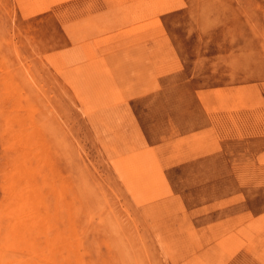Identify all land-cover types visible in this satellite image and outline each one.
Instances as JSON below:
<instances>
[{
	"label": "rangeland",
	"instance_id": "rangeland-1",
	"mask_svg": "<svg viewBox=\"0 0 264 264\" xmlns=\"http://www.w3.org/2000/svg\"><path fill=\"white\" fill-rule=\"evenodd\" d=\"M58 1L0 0V264L264 263V0ZM186 107L214 128L152 146Z\"/></svg>",
	"mask_w": 264,
	"mask_h": 264
},
{
	"label": "crops",
	"instance_id": "crops-1",
	"mask_svg": "<svg viewBox=\"0 0 264 264\" xmlns=\"http://www.w3.org/2000/svg\"><path fill=\"white\" fill-rule=\"evenodd\" d=\"M60 5H72V6H92L97 7L98 9L87 12L89 14H98L105 11L107 8L114 6L113 3L107 0H66L63 3L57 4ZM85 16V14H82ZM168 77V75H162L158 80L163 83V81ZM211 90V88H197V87H185L181 93L189 100L197 101L198 93ZM168 89L164 88L161 93L164 95L168 93ZM152 118L155 120L151 127H153V133L149 134L147 137L148 140L152 141V146L156 147L159 144H163L167 140L172 139V135L178 134L181 137H192L197 134H207L214 128V123L212 121V116L210 114H202V112H196L194 110H189L188 107L178 114H151ZM141 123V122H140ZM144 121L141 123L143 129H146ZM141 127V128H142ZM204 127V128H202ZM206 127V128H205ZM152 129V128H151ZM159 135H162V138H159ZM164 140V141H163ZM163 141V142H162ZM159 142V144H158ZM220 144V143H219ZM186 148L188 154L182 158L177 164H184L189 161L197 160L201 157L208 156L211 151L203 150L202 148ZM194 152V153H193ZM198 155V156H197Z\"/></svg>",
	"mask_w": 264,
	"mask_h": 264
},
{
	"label": "bare ground",
	"instance_id": "bare-ground-1",
	"mask_svg": "<svg viewBox=\"0 0 264 264\" xmlns=\"http://www.w3.org/2000/svg\"><path fill=\"white\" fill-rule=\"evenodd\" d=\"M32 1H34V0H32ZM58 1V0H57ZM63 2V1H65V0H59L58 2ZM122 1V0H121ZM127 1V0H126ZM146 2H147V0H145ZM153 1V0H152ZM151 1V2H152ZM185 2V1H184ZM34 3V2H33ZM38 3V2H37ZM181 3H183V2H181ZM27 4V3H26ZM39 4V3H38ZM186 4V3H185ZM29 5V4H28ZM27 6V5H26ZM30 6V5H29ZM36 6H37V4H36ZM40 6V5H39ZM51 6V5H50ZM187 6V5H186ZM41 7V6H40ZM39 7V8H40ZM44 7V6H43ZM174 7H176L175 5H170V6H167L163 11H167V10H170V9H173ZM24 8H25V6H24ZM36 7H34L33 9H35ZM38 8V9H39ZM42 8V7H41ZM40 8V9H41ZM178 8V7H177ZM28 9H29V7H28ZM31 9H29V11H30ZM37 10V9H36ZM43 10H44V8H43ZM176 10V9H175ZM35 11V10H34ZM140 11V10H139ZM31 12V11H30ZM32 12H33V10H32ZM32 12H31V14L30 15H32ZM35 12H37V11H35ZM40 12V11H39ZM153 14V13H152ZM144 15V14H143ZM159 15V14H158ZM137 16V15H136ZM132 18H133V16H132ZM150 18V17H149ZM152 20V19H151ZM161 20V19H160ZM137 21V20H136ZM139 21V20H138ZM148 22H149V20H147ZM146 22V21H145ZM144 23V22H143ZM133 24V23H132ZM161 24V23H160ZM129 25V24H128ZM141 25V24H140ZM149 25V24H148ZM158 25V24H157ZM132 26V25H131ZM130 26V27H131ZM142 26H143V24H142ZM154 26V25H153ZM151 27V26H150ZM123 29V28H122ZM143 30V29H142ZM165 30V29H164ZM118 31V30H117ZM139 31V30H138ZM166 31V30H165ZM82 33V32H81ZM80 34V33H79ZM106 35V34H105ZM92 38V37H91ZM97 38V37H96ZM94 39V38H93ZM85 40V39H84ZM139 40V39H138ZM145 40V39H144ZM154 41V40H153ZM144 42V41H143ZM147 43V42H146ZM74 44V43H73ZM133 44V43H132ZM142 45V44H141ZM133 46V45H132ZM66 47V46H65ZM127 48V47H126ZM139 48V47H138ZM141 48V47H140ZM132 49V48H131ZM137 49V48H136ZM128 50V49H127ZM47 53V52H46ZM112 53V52H111ZM43 55V54H42ZM104 55H106V54H104ZM116 56V55H115ZM126 58V57H125ZM132 58V57H131ZM142 60V59H141ZM159 60V59H158ZM173 60V59H172ZM146 61V60H145ZM130 62V61H129ZM137 62V61H136ZM125 63V62H124ZM150 65V64H149ZM140 66V65H139ZM153 66V65H152ZM110 67V66H109ZM135 67H137V66H135ZM149 68V67H148ZM139 71V70H138ZM155 71V70H154ZM57 73V72H56ZM147 73H149V72H147ZM131 74V73H130ZM137 75V74H136ZM121 76V75H120ZM123 76V75H122ZM115 78V77H114ZM119 78V77H118ZM150 78V77H149ZM62 79V78H61ZM117 81H118V79H117ZM263 82V81H262ZM66 83V82H65ZM134 83V82H133ZM145 84V83H144ZM241 84V83H240ZM249 84V83H248ZM157 85V84H156ZM253 85H255V84H253ZM258 85V84H257ZM119 86V85H118ZM236 86V85H235ZM240 86V85H239ZM208 87V86H207ZM233 87V86H232ZM245 87V86H244ZM248 87V86H247ZM250 87V86H249ZM256 87V86H255ZM206 88V87H205ZM236 88V87H235ZM234 88V89H235ZM243 89V88H242ZM249 89V88H248ZM251 89V88H250ZM142 90V89H141ZM229 90H230V88H229ZM237 90V89H236ZM262 90H264V89H262ZM73 91V90H72ZM133 91V90H132ZM154 91V90H153ZM238 91V90H237ZM255 91V90H254ZM260 91V90H259ZM138 92V91H137ZM235 92V91H234ZM242 92V91H241ZM248 92V91H247ZM253 92V91H252ZM232 93V92H231ZM238 93V92H237ZM246 93V92H245ZM255 93H257V92H255ZM238 94H240V93H238ZM243 94V93H242ZM254 94V93H253ZM241 95V94H240ZM244 95V94H243ZM232 96H233V94H232ZM237 96V95H236ZM245 96V95H244ZM76 97V96H75ZM130 97V96H129ZM251 97V96H250ZM262 97V96H261ZM233 98H234V96H233ZM238 98V97H237ZM239 99V98H238ZM248 99H250V98H248ZM254 99V98H253ZM240 100V99H239ZM246 101V100H245ZM240 102V101H239ZM258 102V101H257ZM130 103V102H129ZM243 103H246V102H243ZM242 104V103H241ZM254 104V103H253ZM258 105H260V106H262L261 104H258ZM257 106V105H256ZM239 107V106H238ZM242 107V106H241ZM245 107V106H244ZM258 107V106H257ZM247 108V107H246ZM254 108V107H253ZM205 111V110H204ZM235 111V110H234ZM219 112V111H218ZM211 113V112H210ZM85 115V114H84ZM33 116V115H32ZM136 116V115H135ZM29 117V116H28ZM31 117V116H30ZM234 117V116H233ZM34 118V117H33ZM138 120V119H137ZM232 124V123H231ZM231 126H233V125H231ZM202 128H204V127H202ZM206 128V127H205ZM234 129V128H233ZM240 130V129H239ZM21 132V131H20ZM11 134V133H10ZM9 134V135H10ZM236 134V133H235ZM94 135V134H93ZM237 136V135H236ZM174 139H176V138H174ZM219 139V138H218ZM34 140V139H33ZM178 140H180V139H178ZM164 141V140H163ZM162 141V142H163ZM172 141V140H171ZM177 141V140H176ZM183 141V140H182ZM207 142V141H206ZM187 143V142H186ZM219 143V142H218ZM158 144H159V142H158ZM164 144H165V142H164ZM169 144V143H168ZM181 144H183V143H181ZM180 144V145H181ZM192 144V143H191ZM199 144V143H198ZM183 145H185V144H183ZM160 146V144L158 145V147ZM162 146H163V144H162ZM165 146V145H164ZM170 146V145H169ZM152 147V146H151ZM157 147V146H156ZM180 148V147H179ZM158 149V148H157ZM159 149H161V148H159ZM158 149V150H159ZM156 150V149H155ZM157 150V151H158ZM175 150V149H174ZM155 152V151H154ZM159 152V151H158ZM165 152V151H164ZM168 152V151H167ZM161 153V152H160ZM194 153V152H193ZM128 154V153H127ZM124 156V155H123ZM156 156V155H155ZM198 156V155H197ZM147 157V156H146ZM158 157H159V155H158ZM161 157H163V156H161ZM124 158V157H123ZM173 158V157H172ZM177 159V158H176ZM108 160V159H107ZM110 160V159H109ZM154 160V159H153ZM183 160V159H182ZM118 161V160H117ZM155 162H157V161H155ZM163 162V161H162ZM174 162H176V161H174ZM156 164V163H155ZM159 164V163H158ZM157 165V164H156ZM157 168H160V167H157ZM159 170H161L162 171V169H159ZM162 173H163V171H162ZM147 175V174H146ZM162 175V174H161ZM138 176V175H137ZM145 176V175H144ZM160 176V175H159ZM131 177V176H130ZM143 177V176H142ZM163 177V176H162ZM131 179V178H130ZM143 179H144V177H143ZM157 180V179H156ZM157 183H158V181H157ZM135 184H136V182H135ZM143 184V183H142ZM159 184V183H158ZM157 184V185H158ZM165 184V183H164ZM169 184V183H168ZM137 185V184H136ZM145 185V184H144ZM161 185V184H160ZM163 185V184H162ZM166 185V184H165ZM164 185V186H165ZM147 186H148V184H147ZM167 186V185H166ZM137 187H138V185H137ZM142 187V186H141ZM146 187V186H145ZM151 187V186H150ZM159 187V186H158ZM169 187V186H168ZM139 188V187H138ZM148 188V187H147ZM162 188V187H161ZM160 189V188H159ZM169 189V188H168ZM142 190H143V188H142ZM145 190H146V188H145ZM132 191V190H131ZM134 192H135V190H134ZM145 192V191H144ZM146 192H147V190H146ZM149 192V191H148ZM143 193V192H142ZM177 193V192H176ZM141 194V193H140ZM143 194H145V193H143ZM169 194V193H168ZM178 194V193H177ZM148 195V194H147ZM152 195V194H151ZM167 195V194H166ZM145 196V195H144ZM173 196H175L174 194H173ZM180 197H181V195H179ZM242 196V195H241ZM169 197V196H168ZM243 197V196H242ZM147 198V197H146ZM151 198V197H150ZM173 198V197H172ZM178 198V197H177ZM182 198V197H181ZM162 199V198H161ZM174 199V198H173ZM180 199V198H179ZM240 199V198H239ZM163 200V199H162ZM171 200V199H170ZM148 201H150V200H148ZM160 201V200H159ZM165 201V200H164ZM173 201V200H172ZM175 201V200H174ZM183 201V200H182ZM217 201V200H216ZM155 202V201H154ZM157 202V201H156ZM171 202V201H170ZM169 202V203H170ZM178 202V201H177ZM168 203V202H167ZM171 204H173V202H171ZM144 205V204H143ZM148 205V204H147ZM147 205H145V206H147ZM170 205V204H169ZM176 205V204H175ZM185 205V204H184ZM152 206V205H151ZM149 207V206H148ZM157 207V206H156ZM178 207H180V206H178ZM200 207V206H199ZM203 207V206H202ZM196 208H198V207H196ZM205 208V207H204ZM140 209V208H139ZM147 209V208H146ZM159 209V208H158ZM160 209H162V208H160ZM160 209H159V211H160ZM167 209V208H166ZM186 209V208H185ZM142 210H143V207H142ZM157 210V209H156ZM169 210V209H168ZM174 210V209H173ZM184 210V209H183ZM192 210V209H191ZM141 211V210H140ZM146 211V210H145ZM144 211V212H145ZM162 211V210H161ZM150 212V211H149ZM157 212V211H156ZM165 212V211H164ZM185 212V211H184ZM183 212V213H184ZM180 213V212H179ZM189 214V213H188ZM149 215V214H148ZM156 215V214H155ZM167 215V214H166ZM172 215V214H171ZM176 215H178V214H176ZM264 215V214H263ZM159 216V215H158ZM157 216V217H158ZM162 216V215H161ZM179 216V215H178ZM184 216V215H183ZM191 216V215H190ZM148 217V216H147ZM170 217H172V216H170ZM180 217V216H179ZM185 217V216H184ZM260 217V216H259ZM169 218V217H168ZM175 218V217H174ZM183 218V217H182ZM263 218V217H262ZM160 219V218H159ZM166 219V218H165ZM172 219V218H171ZM178 219V218H177ZM189 219V218H188ZM158 220V219H157ZM174 220V219H173ZM181 220V219H180ZM149 221V220H148ZM155 221V220H154ZM168 221V223H169V220H167ZM176 220H174V222H175ZM192 221V220H191ZM263 221H264V219H263ZM151 222V221H150ZM153 222V221H152ZM156 222V221H155ZM173 222V221H172ZM248 222H250V221H248ZM248 222L246 223V225L248 224ZM255 222H257V220H255ZM262 222V221H261ZM160 223V222H159ZM167 223V224H168ZM177 223H179V222H177ZM182 223V222H181ZM188 223V222H187ZM186 223V224H187ZM193 223V222H192ZM152 224V223H151ZM158 224V223H157ZM160 224H162V223H160ZM171 224V223H170ZM174 224V223H173ZM185 224V223H184ZM185 224V225H186ZM190 224H191V222H190ZM181 225V224H180ZM184 225V226H185ZM246 225H243L244 227L246 226ZM250 225V224H249ZM262 224H260V226H261ZM154 226V225H153ZM156 226V225H155ZM183 226V227H184ZM194 226V225H193ZM242 226V227H243ZM256 226V225H255ZM258 226V225H257ZM172 227V226H171ZM174 227H175V224H174ZM180 227V226H179ZM182 227V226H181ZM189 227V226H188ZM191 227V226H190ZM240 227V226H239ZM259 227V226H258ZM165 228V227H164ZM178 228V227H177ZM175 229V228H174ZM183 229V228H182ZM236 229V228H235ZM234 229V230H235ZM238 229V228H237ZM244 229V228H243ZM247 229V228H246ZM246 229H245V231H246ZM255 228H253V230H254ZM152 230H154V229H152ZM151 230V231H152ZM158 230V229H157ZM163 230V229H162ZM251 229L249 228V231H250ZM258 230V229H257ZM257 230H256V232H257ZM164 231H165V229H164ZM197 231V230H196ZM237 231V230H236ZM238 231H239V229H238ZM248 231V232H249ZM160 232V231H159ZM167 232V231H166ZM184 232H186V231H184ZM153 233V232H152ZM163 233V232H162ZM176 233V232H175ZM181 233H183V232H181ZM238 233V232H237ZM243 232H241L240 234H242ZM247 233V232H246ZM246 233L244 234V235H246ZM168 234V233H167ZM250 234H252L253 235V233H251L250 232ZM256 234V233H255ZM180 235V234H179ZM186 235H188L189 236V234L187 233ZM201 235V234H200ZM243 235V236H244ZM163 236V235H162ZM185 236V235H184ZM255 236V235H254ZM175 237V236H174ZM235 237V236H234ZM251 237H253V236H251ZM159 238V237H158ZM246 238V237H245ZM142 239V238H141ZM219 239V238H218ZM217 239V240H218ZM191 240V239H190ZM244 240V239H243ZM248 240V239H247ZM169 241V240H168ZM180 241V240H179ZM186 241H188V240H186ZM250 241V240H249ZM170 242V241H169ZM213 243V242H212ZM214 244H215V242H214ZM247 244H250V243H247ZM163 245V244H162ZM167 245V244H166ZM210 245V244H209ZM208 245V246H209ZM2 246H3V244H2ZM5 246V245H4ZM160 246H161V244H160ZM171 246V245H170ZM188 246V245H187ZM262 246H264V244L262 245ZM186 247V246H185ZM218 247V246H217ZM193 248V247H192ZM264 248V247H263ZM262 248V249H263ZM179 249V248H178ZM219 249H220V251H221V248L219 247ZM245 249H247V248H245ZM249 249V248H248ZM252 249V248H251ZM251 249H249V250H251ZM261 249V248H260ZM167 250V249H166ZM176 250V249H175ZM185 250V249H184ZM212 250H216V249H213L212 248ZM224 250V249H223ZM62 251V250H61ZM219 251V250H218ZM247 251V250H246ZM176 252V251H175ZM178 252V251H177ZM213 252V251H212ZM222 252V251H221ZM225 252V251H224ZM251 252V251H250ZM260 252H262V251H260ZM259 252V253H260ZM174 253V252H173ZM218 253V252H217ZM188 254V253H187ZM197 254V253H196ZM253 254V253H252ZM262 254V253H261ZM166 255V254H165ZM169 255V254H168ZM199 255V254H198ZM214 255V254H213ZM255 255H258V254H255ZM263 255V254H262ZM185 256V255H184ZM194 256V255H193ZM219 256V258L221 259V257L220 256H222V257H224L223 255H222V253H221V255L219 254L218 255ZM229 256V255H228ZM170 257V256H169ZM195 257H197L198 258V256H195ZM201 257V256H200ZM214 257H215V255H214ZM230 257V256H229ZM190 258V257H189ZM232 258V257H231ZM256 258V257H255ZM173 259V258H172ZM178 259H180V258H178ZM192 259V258H191ZM216 259H218V257L216 258ZM215 259V260H216ZM258 259V258H257ZM229 260V259H228ZM193 261V260H192ZM191 261V262H192ZM198 261V260H197ZM197 261H195V262H197ZM206 261V260H205ZM38 262V261H37ZM199 262V261H198ZM207 262H208V260H207ZM264 262V261H263ZM187 263V261L185 262V263H183V264H186ZM192 263H194V262H192ZM215 263V262H214ZM226 263V262H225ZM180 264H182V263H180ZM190 264V263H189ZM197 264V263H196ZM207 264V263H206ZM262 264H264V263H262Z\"/></svg>",
	"mask_w": 264,
	"mask_h": 264
}]
</instances>
